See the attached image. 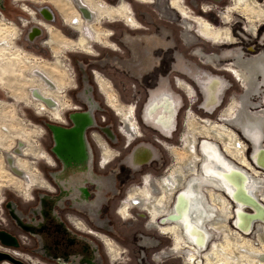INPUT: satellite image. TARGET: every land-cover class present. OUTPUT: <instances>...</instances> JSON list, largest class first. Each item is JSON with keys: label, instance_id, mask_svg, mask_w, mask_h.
Listing matches in <instances>:
<instances>
[{"label": "rangeland", "instance_id": "rangeland-1", "mask_svg": "<svg viewBox=\"0 0 264 264\" xmlns=\"http://www.w3.org/2000/svg\"><path fill=\"white\" fill-rule=\"evenodd\" d=\"M118 1L119 0H101L100 3L103 5L114 6L117 5ZM129 1L134 2V0ZM161 1L162 5L165 6L167 10L168 5L166 0ZM186 1L191 7L194 8L193 10L202 9V11H200L201 13L193 14L189 11L187 6L182 5L184 9L189 11V14H193V16H195L196 18L206 19L210 21L214 27L219 28L223 26L222 14L225 11V8L231 5V2L233 0ZM256 1L258 2V4H260L261 8H264V0ZM23 2L28 5H32L33 7H44L49 11L50 19H48L47 22L54 28V35L57 41L55 49L57 50H54L53 52V50H51L44 44V42L47 40V37H49V34L44 29L39 27L37 23L30 22L28 26L24 28L19 24L17 17L25 18L28 21L30 20V17L25 14V12L23 13V10L21 11L19 9L21 2L14 1L12 3L11 0H3L2 3L1 1L0 5H2L3 8H1L0 6V24L1 22H4L6 23V26L11 25L17 30L16 38L11 39L13 42L14 50H18L21 58L28 56L26 59V61H28H20L19 64L18 62H16L18 65H16L15 70L12 73L5 74V81L10 84L7 87L11 86V88L17 90V92L12 96H9L6 92L4 93L0 90V100H4L5 102H7L5 110L6 114L10 115L12 123H14L15 125L17 123V126L19 127H21L19 123L22 125L21 128L26 133H28L29 138L35 141L39 153L45 150L56 159L58 167L56 169H53L45 164L42 160H34L33 155H27V158L25 157V155L22 156L25 162L29 164L31 163L32 165L34 164V161L37 160L36 167L39 171V175L37 176V174L34 173L36 174L35 176L37 182H39L38 178L40 176L41 180H43L42 177L48 179L55 188H58V194H53L45 191V189H48L46 187L39 189L32 187L34 200L32 193H29L27 196L23 195L22 192L23 188L25 187L24 185L26 183L29 184L28 179V182L21 179L22 186L20 189L22 190H17L14 185V182L17 181V179L14 177L15 174L12 173L13 175H8V168L5 167V164L3 165L4 160L1 159L2 156L0 155V179H8V176L13 178V183L11 185L12 187L9 186L8 188H6V186L0 185V218L3 219L4 217V223L2 224V221H0V232L4 231L15 237H19L21 236V234L26 233L12 217L8 207V203L10 202H14L17 205L19 210L22 212L25 221H28L29 218L34 221V219L36 218L35 221L38 224L44 223L43 215L41 214V212L32 211L33 209L39 207L41 194L47 193L55 197H58L61 194L62 187H60V185L50 177V172L55 170H62L64 167L62 160L58 156L56 157L54 155L53 150L55 147V136L51 129L48 127V124L61 125L64 128H71L74 124L71 119V115L75 112L90 108L89 110H93L95 113V122L97 123L96 126L99 129L103 127L109 128L111 135H105L107 139L112 143V145L107 140L106 141L110 145L111 150L115 154H118V156L115 157V159L111 163H109L106 170L101 175L98 174V176H102L105 181H107V185L103 184L107 188V190L113 188L114 191L107 193V197L104 200V203L100 206L101 209L99 213L102 218L106 219L110 224L109 229L107 230V232H103L102 230L97 229L96 230L104 233L107 236L109 242L112 244L113 248L116 251L120 252V260L122 262L119 264H182V260L178 258H170L163 263L157 262L158 259L156 258V262L151 259L155 251H158L162 247H167L168 245L170 246V244L172 243V241L174 242V240L173 237L162 235L154 230L148 231L144 228V224L147 221L146 215L149 214L147 210L143 209L138 204L130 208L128 217H120L117 212L120 209L122 203L127 198H129L130 196H132V198L137 197V191L145 188L146 184L151 182V185H153V182H157L159 179L168 176L170 172L185 171L188 169V167H186L187 165L185 166L183 163L187 161L189 153L191 159H194L195 154H197V141H203L207 139L206 137L202 138L201 135L198 134L199 132H203L202 130H206L209 132L210 129L203 128L204 123H211L212 127L218 130L219 133L225 134L227 131L217 127L218 125L220 127L224 126L232 129L235 133H237L238 137L245 145L244 153L249 158L252 166L257 170H260L261 173H264V170L256 167L257 165H254L253 163V146L251 140L246 136L244 132L240 131L239 128H232L234 127L233 125L224 121L228 117L226 115L227 109L232 106L231 104L233 102V108L235 110L236 108L238 109L240 97L244 95L246 91L242 83L239 82V78L237 77V79H235V76L229 70H227V67L231 65V61L210 65L206 63L207 60H205V58L196 56L195 52L196 50H199V47H203L204 52H220L221 48H229L236 49L238 52H242L249 56L264 53V24L259 25V23H257V29L259 32L258 38H256L257 31H253L250 36V30L247 31V25L249 23L248 18L239 11L235 13L230 12V22L228 23V25L231 28L234 38L233 40L237 41L236 44L229 47L214 46L213 41L209 42L200 38L196 42L191 43V41H188V43L190 42V46L187 47L185 45V38L183 36V32L186 31V29L184 28V21H182V17L179 16L178 13L171 10L168 11V16L166 17V14L164 13V7L161 8L160 3L158 2L155 5L151 4V6L149 4H133V13L137 15L140 22H143L145 24L144 26L147 27V30L150 29V35L162 31V29L164 28L167 34L171 35L172 33H174L176 37V43L172 42V37L169 38L175 48L172 46L173 48L169 51H158L155 54L156 59L154 60V64L146 70L147 73L145 74V72H142L140 74L139 72H137L134 63L130 60L136 61L140 56L144 57L143 51L147 45L143 43V45H134L133 48H130L125 43L129 49L127 51L125 44L120 42L124 41L123 35L126 31L128 32L125 25H123L121 21H117L106 26L108 29H110L109 34H112L111 38H113V43L116 42L120 45L121 51L117 53L120 56L119 59H116L115 54H109L108 51L105 50L107 48L99 45L97 46L95 45L96 43L90 42V45L94 44V47L97 50L96 53L98 55L95 58L91 57L89 54L85 53L82 50H72L69 48V46L77 40L79 35L78 31L71 29L70 25L63 23L64 19L67 18L69 20L74 13H72V8L70 7V5L64 6L62 8L63 10L59 11L53 5L52 0H39V3L29 1ZM16 4H18L19 7L16 6ZM146 12H149L152 18H148V16L145 14ZM37 17L39 19L42 18L40 14ZM162 20H165L166 23H163ZM31 26L39 27V36L35 33H32ZM29 33L33 36L32 39L26 38L28 36L27 34ZM0 34L3 35V30L1 27ZM83 34L85 37L90 39L87 30H85ZM177 51H180L186 59L190 60L193 63L194 66L201 67L205 72L209 70V72H207L208 74L210 73L208 77L212 78L216 76L218 79H220L221 93L219 95L217 93L206 94V91H204V89L200 85H197L194 80H191V77L189 79L192 83L194 82L198 93V96L196 98H193V94H191L192 96H188L189 94L186 91L179 90L177 88V85L175 87L174 83H176V77L180 74V72L173 67V65H175L174 58ZM0 62H2L1 58ZM137 63L139 64V62ZM69 67L72 68L71 71L73 80L70 76L71 71L69 73V70L67 69ZM94 70L100 71L102 75L100 73L99 74L105 77V85L107 86L106 89L108 95L114 98L117 107L122 108L125 111H129V108L126 107L134 103L133 109L136 113L137 120L142 127L141 133L143 134V137L138 138L130 145L127 144L126 137L122 136L117 131L119 125L118 117L115 115V112L117 110L115 109V111L107 105L105 94L99 90L97 83L94 81ZM85 75L87 77L88 83L90 84L89 94L94 101L92 108L88 107V105H86V103L81 100L82 95L85 93V84L83 83V78ZM184 75L187 76L186 74ZM162 79H166L168 83H170V87L172 88V90L175 92V95H173L174 92L172 90H169L170 94L175 97V99H172L175 100V102L179 101L178 107L176 108L177 110L174 119V128L168 135L159 133L153 127L145 126L147 124L144 116L145 106L150 99L151 92L159 88V84ZM38 87L39 92H41V90L42 92H46L44 93V95L48 96V98L53 100L57 105L62 104V106L64 107V109L62 110V119L66 118L67 124L54 122L55 120L48 119L50 117L45 113H39L38 115L36 114L33 107H29L24 104V101L27 98L33 100L34 103L38 102V100L35 99L32 95ZM263 90L264 85L262 82H260V84L258 85V90H253L251 100L249 99V95L246 98L254 103V105L249 103V105L253 106L254 112H260L261 110L264 111V99L262 100ZM212 99H215V101L217 100V102H215L213 105L210 104ZM39 103L42 102L39 101ZM72 106H78L79 108L71 109ZM188 116H190L189 119ZM215 124L217 126H215ZM40 125L43 126L46 130V133L44 135L41 131ZM194 127L198 129V133L196 129L195 132H193L195 134L192 135V128ZM38 129L39 132L37 131ZM28 130L30 132H28ZM88 132L92 134V132L98 131L95 129H91L90 131L88 129L87 134H89ZM183 134L184 136L187 135L188 138L184 137L182 141ZM210 138L214 139V142L217 144L219 150L220 148L221 150L224 149V144L226 143V141L220 140V138L217 137L214 138L213 136H211ZM19 139L20 138H16L13 135L12 142L9 141V143H11L10 148H13V150L20 149L22 141H20ZM162 140L168 143V145L164 146L160 144ZM193 140L195 141V143H193ZM263 141L264 133L261 136V142ZM193 144L195 146V149L190 150V148L188 147H191V149H193ZM144 145L155 150L157 153L156 157L154 160H151L148 163H137L136 159L141 152V147H143ZM183 145H185V148L183 147ZM228 148L230 147L228 146ZM178 150L180 151L178 152ZM11 151L12 149H10V152ZM98 159H100V149L97 148L95 143H92L91 141V168L95 174H97V168L99 169ZM178 161L182 163L180 167H176V163ZM101 170L100 172H102ZM3 174H5L6 177L2 176ZM148 174L153 175L155 178L150 177ZM141 177L142 179H140ZM169 181L170 180H165L161 185L160 197L163 202H165L163 193L167 194L171 189L170 186H167L169 185ZM87 182L89 184H94V181H91V183L90 181ZM156 184L157 183H155L156 188L160 189V187H158ZM260 184L261 183H259V185ZM94 188L97 189L95 185ZM95 189H91L89 195L91 193H96L97 190ZM262 193H264V182L260 187L259 196L253 197L256 201L259 202V204L262 205V211H264V198L262 199L260 197V194ZM228 197L232 199L230 196ZM3 198L6 202L1 207V200ZM63 209L64 207L59 206L58 202H55L54 211L58 215V217L62 219L61 222L67 228V231L70 230L71 232L79 235V232L65 221L63 214L67 215V218H71V223L78 227L79 230L83 229L84 225L87 226L88 221L84 219L82 213L74 210H66L63 213ZM244 211L251 215L255 214L254 207L248 204L245 206ZM131 213L133 215L132 218H130ZM141 214H143V216H141ZM217 215L220 216V220V218H222V214H218V212L216 211L215 217H217ZM214 219L215 220L212 219L211 221H217L216 218ZM157 220L158 218H156V221ZM251 221L254 224L256 222V219H253ZM231 224L236 230H239L234 221ZM211 228L212 227H209V229ZM92 229L95 230L94 228ZM255 230L256 228L254 229V227H251V230H249L251 231V234L244 236L251 238V241H255ZM214 231L220 232V230H218L217 228ZM214 231L212 230V232ZM26 237V240L28 242L26 245L22 244L20 240L14 241V243L18 242V245L20 246L16 249L20 250V252L22 253L30 254L31 256L38 258L42 263L59 264L58 261L54 258L46 256L41 251H39L40 239L37 236L29 232L26 233ZM49 238V236L44 237V242H49ZM144 238H146L148 243L152 240L156 241L157 245L154 247L142 245L141 242ZM88 239L92 241L97 247V251L99 252V255L101 257L100 264H113L112 259L109 257L108 253H106V246H104L101 241L95 239L92 236ZM256 247H260V242L258 245H256ZM70 253L71 251L68 252V254ZM162 253L159 252L154 257H157L158 255L161 256ZM237 254L240 256L243 253L237 251ZM237 261V264L254 263L251 262L249 258L245 259L244 257L240 258V260ZM67 264H72V261L68 262Z\"/></svg>", "mask_w": 264, "mask_h": 264}, {"label": "flooded vegetation", "instance_id": "flooded-vegetation-1", "mask_svg": "<svg viewBox=\"0 0 264 264\" xmlns=\"http://www.w3.org/2000/svg\"><path fill=\"white\" fill-rule=\"evenodd\" d=\"M1 1L3 3V0H0V2ZM14 1L21 2V9L23 10V13L25 12V14H27L30 17V20L27 21L26 26H28L30 22L37 23L39 27L44 29L49 34V37H47V40L44 42V44L47 47H49L51 50H53V52L54 50H57L55 49V46L57 45V41L54 35V28L47 22L48 19L45 18L41 13V10L44 9V7H40V8L37 6L33 7L32 5H28L23 2V1H29V2H34V3H39V0H11L12 3ZM52 1H53V5L55 6V8L58 9L59 11L63 10L62 8L64 6L70 5V7L72 8V13L74 12L69 20L67 18L63 20L64 21L63 23L70 25L71 29L79 32L77 40L74 43H72L69 46V48L72 50L74 49L82 50L85 53L89 54L91 57L96 58V56L98 55L96 53L97 50L95 49L94 44L90 45V42H94L96 43L95 45L97 46L99 45V46H103L107 48L105 50L108 51L109 54L110 53L115 54L116 59L117 58L119 59L120 56L117 53L121 51L120 45L116 42L113 43V38H111L112 34H109L110 29H108L106 26H108L109 24H113L117 21H121L123 25H125L126 29L128 30V32L126 31L124 33L123 35L124 41H120L121 43H124V44L126 43L130 48H133L134 45L136 46L143 45V43L147 45L143 51L144 57L140 56L139 59L136 60L137 62H139V64L135 60H130L131 62L134 63V65L136 66L137 72H139L140 74L142 72H145V74L147 73L146 70L149 67H151V65L154 64V60L156 59L155 54L158 51H161V50L169 51L173 47L175 48L173 43H176V37L174 33H172L171 35L167 34L164 28H163L164 30L162 29V31H159L157 33H154L153 35H150V32H149L150 29L147 30V27L144 26L145 24L143 22H140L138 20L137 15L133 13L134 12L133 4L140 3V4H149L151 6V4L155 5L158 2L160 3L161 8L164 7V13L166 14V17L168 16V11H171V10H173L174 12L178 14L182 13L183 17L185 18L184 28L186 29V31L183 32V36L185 38L184 40L186 41L185 45L187 47L190 46L189 44L190 42L188 43V41H191L192 43V42L198 41L200 38L203 40H207L209 42L213 41L214 46L229 47V46H233L234 44H236L237 41L233 40L234 39L233 34L231 31V28L228 25V23L230 22V12L235 13L239 11L240 13H242L248 18L249 23L247 25V29H248L247 31L250 30V34H249L250 36L253 31L254 32L257 31L256 38H258L259 32L257 29V23H259V25L264 24V8H261L260 4H258L256 0H233L231 2V5L225 8V11L222 14L223 26L219 28L214 27L213 24L206 19L196 18L195 16H193V14L201 13L200 11H202V9L193 10L194 8L191 7L186 0H166L167 5H168L167 10H166V7L162 5L161 0H134V2H130L129 0H119L117 5H114V6L113 5H103L100 3L101 0H52ZM182 5L187 6L189 11L193 14L192 15L189 14V11L184 9ZM0 6L1 8H3L2 5ZM16 6L19 7L18 4H16ZM31 14L33 15V17H31ZM39 14L40 16H42L41 19L37 17ZM145 14L148 16V18H152L149 12H146ZM162 22L166 23L165 20H162ZM31 27L36 28L35 34L38 35L39 27L37 26H31ZM85 30L88 31L90 39L84 36L83 32ZM16 35L14 39L16 38ZM170 37H172L173 43L169 40ZM26 38L30 39L29 35ZM126 44H125V47H126V50L128 51L129 49ZM195 52H196V56L205 58V60H207L206 63L210 65L231 61V65L227 67V70H229L233 75L238 77L239 82H241L242 85L245 87L246 91H245V94L240 97V103L238 104L239 108L238 109L236 108L235 110L233 108V103H234L233 102L231 104L232 106H230L229 109H227V111L229 110L228 111L229 114H227V111H226V115L228 116L227 118L233 117L235 112L242 108H244V110H247L249 112H254L253 106H252L254 105V103H252L246 98L249 95V99L251 100V95L253 94L252 92L255 89L258 90V85L260 84V82H262L264 85V53H259L257 55L249 56L242 52H238L236 49H229V48H221L220 52H204L203 47H199V50H196ZM2 57L4 59L8 58L6 56H2ZM174 60H175V65H173V67L174 69L176 68V70L180 72V74L177 75L176 77V83H174V86L176 87L177 85V88L179 90L186 91L189 94L188 96H192L191 94H193V98H196L198 96L196 86L194 82L193 83L191 82V80H194L197 83V85L200 84L202 88L203 87L207 88V85L214 86V88H216L215 90H213L215 93H218L221 90L220 89L221 83L219 85H215L213 82L214 80L221 81L220 79H218L215 75H213L215 77H212V78L208 77L210 73L208 74L207 72H209V70L205 72L203 71L204 69H202L201 67L194 66L193 63L190 60L186 59L185 56L182 55L180 51H177ZM0 65H1V62H0ZM187 67L189 70L187 69ZM12 72L13 71L11 69V71L8 73H12ZM99 73L101 74L100 71L94 70L93 72L94 81L97 83L99 90L105 94L107 105L110 106L112 109L117 110V111L115 110L116 111L115 115L118 117V122H119L117 131L122 136L126 137V139L130 140V141L127 140V144L130 145L131 143L135 142L138 138L143 137V134L141 133L142 127L140 123L138 122L136 113L133 109L134 103L126 107V108H129V111H125L122 108L117 107L114 98L108 95V92L106 89L107 86L105 85V77L101 76L102 74L100 75ZM184 74H186L187 76H185ZM190 77L192 78L191 80L189 79ZM9 85L10 84H8L5 81L4 77L0 76V90L3 91L4 93L6 92L9 96H12L14 93L17 92V90L12 89L11 86L7 87ZM4 88H7V89H4ZM169 90H172V88L170 87V83H168L166 79H162L159 84V88L151 92L150 98H154L155 96L161 93L169 94L171 101H173L176 104V108H177L179 101L175 102V100H173L175 99V97H173V95H175V92L172 90L174 92V94L172 95L170 94ZM84 91H85V93L83 94L84 97L83 96L81 97L82 101L88 98H91L89 94L90 92L89 83L86 84ZM38 92H39V87L36 88L34 93L36 94ZM39 93L43 97L48 98V96L44 95V93L46 92H42L41 90V92ZM262 93H263L262 95V100H263L264 90ZM34 97L37 98V95H35ZM27 100L24 101L25 105L36 108L35 104H29ZM0 101H1L0 105H2L3 107V109L0 110V147H1V150L5 149L7 151V147L9 145L8 142L12 141L13 135L16 138L25 139L23 141L26 142L27 144V139L25 137H22L16 132L19 129L21 131L22 125L19 123V125L21 126L19 127L17 126V123L16 125L12 123L10 115H7L5 112L7 102H5L4 100H0ZM84 103L86 102L84 101ZM249 103H251L252 105H249ZM76 108H79V107L77 106ZM63 109L64 107L62 106V104L57 105L54 102V105L52 107H49L47 106L46 103L42 102V103H39V109L37 110L39 113L48 114L51 120H55L54 122H58L61 124H67L66 118H64V120L61 121ZM260 112H262V110ZM255 113H258V112H255ZM158 114L160 113H157L154 116H152L150 121L146 122L147 124L145 126L153 127L159 133L166 134V133L161 132L160 125H158V123H156L155 121ZM94 116H95V113H94ZM189 117L190 116H188V119ZM5 125H7L8 127L9 126L12 127L13 131H10L8 134H5L3 131V127ZM205 126L212 127V124L209 123V125H207L204 123V127ZM215 126L217 125L215 124ZM217 127L227 131L225 133V136L227 135V137L224 138V141H226L225 148L228 149V146H229L230 147L228 149L229 151L231 150L235 151V153L230 152L233 155V157L234 155H236V157L241 155V149L244 150L245 145L240 140L237 133H235L232 129L225 128L224 126L220 127L218 125ZM232 128H235V127H232ZM91 129H95L98 132H92V134L88 132L89 134H87V131H86V136L90 144V147H91V141H92V143H95L97 148L100 149V159H98L99 169L97 168V174H95L96 183L89 184L86 181L84 183L82 177H80V174L82 173L81 172L82 170L79 169L80 167L79 168L74 167V168H69V169L63 168L62 170H55V171L50 172V177L53 178L54 181L60 185V187H62L61 194L58 197L56 196L57 198H54L53 200L58 202L59 206L64 207L63 213L66 210H74L79 213H82L84 216V219L88 221L87 226L84 225L83 229L79 230L78 227H76L74 224L71 223V220H70L71 218L69 217L67 218V215L63 214L65 221L68 224H70L76 231H78L79 235L71 232L70 230L67 231L66 227L61 226L62 219L59 218L58 215L55 213L54 206L51 211L53 213L50 212L49 215H45L46 212H44L42 214L44 223H41V224H38L35 221L36 218L35 219L33 218L34 219L33 221L28 217L29 220L25 221L22 212L17 207V209L20 211V216H19L20 222L24 226H26V228H28V230H25L23 228L22 230L26 233L30 232L33 235L37 236L40 239V250L39 251H41L46 256L54 258L55 260L58 261L59 264L60 263L67 264L68 262H71V261H72V264H99L98 257L99 259H101V257L99 255V252L97 251V247L95 246V244L93 246L92 241L88 239L91 236L101 241L104 244V246H106V249H107L106 253H108L109 257L112 259L113 264H119L122 262L120 260V252L116 251L113 248L112 244L109 242L107 236L104 233L97 231V230H102L103 232H107V230L109 229L110 224L107 222L106 219L102 218V216L99 213L101 209L100 206L104 203V200L107 197V193L114 191L113 188L112 189L110 188V190H107V188L103 185V184H106L107 181H105V179L102 176H98V174L101 175L106 170L109 163H111L115 159V157L118 156V154L117 153L115 154L111 150L108 142L111 145L112 143L105 137V135L100 131L99 128H91ZM91 129L89 130L91 131ZM193 132L194 131H192V133ZM22 133L24 134L23 129H22ZM42 133L43 135L46 133V130L44 127H43ZM192 135H194V133ZM184 137L188 138L187 135L184 136L183 134L182 141ZM235 142L239 144L238 147H235L234 145ZM160 144L164 146L168 145V143H166L163 140L160 142ZM184 146L185 145H183V147ZM141 148H142L140 149L141 152L139 153V156L136 159L137 163H141L145 161H147L145 163H148L151 160L155 159L156 154H157L155 150L145 145ZM22 152L25 155H29L28 153H30V151H29L28 144H27V147L22 148ZM45 153L51 157L53 163L52 165H50L46 161H43V162L47 164L50 168L56 169L58 167L56 159L49 152L45 151ZM54 155L57 157V154H54ZM42 156L43 155L39 153V160H43ZM199 158L200 156L197 155L196 159L199 160ZM195 160L193 161L187 160L186 162L183 163L185 166L187 165L186 167H188L189 169L188 177L193 175L197 168L198 162L195 163ZM14 162L16 163L14 164L15 167H17L18 169L20 168L25 173L28 170L27 167L32 169V166H30L29 163L25 162L19 156L15 159ZM181 164L182 163L178 161L176 163V167H180ZM100 170L102 172H100ZM91 171H93L92 168H91ZM35 175L36 174H34V176ZM148 175L152 178H155L153 175H150V174ZM22 178H24L25 180L26 175H23ZM35 179H36V176H35ZM42 179L44 180L45 183L39 177V185L35 184V181H30L28 179L31 187L25 186L23 189V195L27 196L29 194V190H31V188L36 185H38L39 188H45V187L48 188V189H45V191L49 193L58 194V188H55L48 179L44 177H42ZM140 179H142V177ZM164 181H165V177L159 179L157 182L156 181L153 182L154 183L153 185H151V182L146 184L145 188H142L141 190L137 191V197L132 198V196H130L129 198H127L122 203L117 213L120 215V217L121 216L128 217L130 208L132 206L139 204L140 207H142L143 209L149 212L152 219L158 218L159 220V218H162V222H159L157 220L156 223L161 233L170 232L171 236L173 237L174 248L172 249V251L176 252L177 254H179L180 252H183V254L185 255V258L189 259V255H190L189 251H191L189 247L190 244L188 243V241L182 234L181 225L177 221L170 220L173 201L175 199V196L178 194V192L182 188L180 187L179 190L175 192L173 195L171 193L170 195H168V197L165 198V201H167L168 198L172 199L171 203L169 205H166V203L163 202V200L160 197L161 185L163 184ZM17 183L18 182L14 183L15 188L19 187V184ZM155 183H157L156 185L160 187V189L156 188ZM29 184L27 185L29 186ZM94 185L97 187V189L94 188ZM81 187H83V192L85 193V196L88 199L87 204L80 201V200H83L84 194H81L80 192L72 193V188L77 191ZM91 189L97 190L96 193H91L89 195V192ZM211 190L214 192H212ZM202 191L206 196V201H207L209 208L210 206L215 205L216 201L217 203H219L220 200L218 199L217 194L215 193L219 190H217L214 187H204ZM32 195H33V200H34L33 191H32ZM49 196H52V195L47 194V193L41 194L40 204H42L41 199L42 201L47 200ZM71 196L72 197L77 196L78 198L80 197L79 198L80 200L72 201ZM207 196L210 200V203L208 201ZM5 202L6 201H4V203ZM40 204H39V207L36 209H33L32 212H35V210H39ZM44 207H45L44 209H47L49 211L50 203L47 202V204H45ZM130 215H131L130 218H132L133 217L132 213ZM212 219L215 220L214 217L209 219L205 223V226L209 225L210 227H212L210 229L211 232L212 230L214 231L216 228L218 229V227H219V230L221 229L223 231L222 229L223 223L220 221H211ZM3 220H4V217L3 219L0 218V221H2V224L4 223ZM92 228H94L95 230H93ZM26 233L21 234V236L19 237L17 236L15 237L9 234L11 236L10 240L13 242L10 244H12L13 246H8V247H12L15 249L20 247L18 245L19 244L18 242L14 243V241H17V240L18 241L20 240L22 244L26 245L28 243L26 240L27 238ZM214 233H215V236L214 238H212L210 244L213 243L215 245L218 232L216 233L214 231L213 235ZM46 236L50 237L49 238L50 240L47 243H45L43 240L44 237ZM231 238L233 239L232 236ZM155 243L156 241L152 240V241H149V244H148V241L146 240V238H144L143 241L141 242L142 245H148V246L149 245L152 246ZM0 244L3 246H7L3 243L1 239H0ZM184 247H187L188 250L187 251L183 250ZM69 251H71L70 254H68ZM7 254H10V252ZM162 254L165 255V252H163ZM155 258L158 259L157 262H160L161 260H163L160 255L152 258V260L156 262ZM191 258L193 257L191 256ZM211 258L213 259L215 263L217 262L216 252L211 254ZM24 264H27V263H24Z\"/></svg>", "mask_w": 264, "mask_h": 264}, {"label": "bare ground", "instance_id": "bare-ground-1", "mask_svg": "<svg viewBox=\"0 0 264 264\" xmlns=\"http://www.w3.org/2000/svg\"><path fill=\"white\" fill-rule=\"evenodd\" d=\"M20 9H21V5H20ZM41 13L45 18L50 19L49 11L46 8L42 9ZM179 16L182 17L181 18L182 21H185V18L183 17L182 13H180ZM31 17H33L32 14ZM17 19L19 20L21 26L23 27L26 26L28 21L27 19L22 17H18ZM0 27L2 28L3 35L5 36L4 37L2 34H0V56H6V57L8 56V58L5 59L1 57L2 62L0 65V76L4 77L6 73L8 74V72L11 71V69L12 71H14L15 69L13 68L16 65H18L20 61L27 62L28 60L26 61V59L28 56L21 58V55H19L18 50L17 51L16 49L14 50L13 42L11 39L12 38L14 39L15 35L17 34L16 33L17 30L11 25L6 26V23L4 22H1ZM31 31L35 33L36 28H31ZM27 35H29L30 39L33 38V36L30 35V33ZM16 62H18V64ZM67 69L69 70V73L72 70V68L70 67ZM70 76L71 79L73 80L72 71ZM235 79H237L236 76ZM213 82L215 85H219L221 83V81L218 80H214ZM83 83L85 84V86L86 84H88L86 75L83 78ZM203 89L204 91H206V94H209V93H215L213 90H215L216 88H214V86L207 85V88L203 87ZM220 93L221 90L217 94L219 95ZM32 95L33 97L37 95V98L34 97L35 99L38 100L37 103H34V101L31 100L30 98H27L28 100L27 99L26 100L29 104H35L36 108L34 107V109L36 114L39 113L37 110L39 109V100H41L43 103H46L47 106L49 107H52L54 105V102L51 99L43 97L39 92L36 94L33 93ZM84 101L86 102V105H88V107L91 108L93 107L94 101L92 100V98H88ZM170 101L171 98L169 94L161 93L155 96L154 98H150L144 110V116L147 122L150 121L152 116H154L157 113H160L157 115L155 121L156 123H158V125H160L161 132L166 133V135L170 134L174 128V119L177 110L176 104L173 101L171 102ZM215 102H217V100L215 101V99L214 100L212 99L210 104L213 105ZM76 107L77 106H72L71 109H75ZM2 109L3 107L2 105H0V110ZM89 109L75 112L74 114L71 115V119L74 123L73 127L71 128H64L62 126L55 124H48V127L51 129V131L54 133L55 136L54 137L55 147L53 150L54 154H57V156L62 160L64 164L63 168L69 169L74 167L75 168L80 167L79 169L82 170L80 177H82L84 183L85 181L86 182L94 181V183H96L95 173L91 171V147L87 140L86 131L88 129L98 128V127L96 126L97 123L95 122L94 111L93 110L90 111ZM227 114H229V112H227ZM227 119L228 118H226L224 121L228 122L234 127L239 128V130L244 132L246 136L251 140L253 146V155H252L253 156L252 160H254L253 163L254 165L255 164L257 165L256 167L264 170V141L261 142V136L264 133L263 132L264 111L262 110V112L255 113V112H249L247 110H244V108H242L240 110H237L233 115V117H229V119L228 120ZM63 120L64 119H62L61 121ZM40 127H41V131L43 132V127L41 125ZM203 128H208L210 130L209 132L206 130H202L203 132L198 133L197 128L195 127L192 128L194 132L197 129V133L199 135H203L201 136L202 138L203 137L207 138L206 140L203 141H197L196 152L200 156V158L199 160H196L198 164L194 174L188 177L189 169L179 172H170V174L165 177V180H170L169 185L167 186L168 187L170 186L171 189L167 194L163 193L164 197L166 198L171 193L173 195L175 192H177L180 187L182 188L175 196V199L173 201L170 220L177 221L181 225L182 234L190 244L189 247L191 251H189L190 254L189 259L185 258L183 252L177 254L176 252L172 251L173 243H174L173 241L170 244V246L168 245L167 247H162L158 251H155L153 253L152 258L158 252L162 253L164 251L165 255L163 254L161 255L164 261L161 260L159 263H163L169 260L170 258H178L182 260V264H237L238 263L237 260H240V258L242 257L244 258L246 257V259L251 258V261L254 262L255 264H264V262H260L261 256L262 255L264 256V237H263L264 213L257 206L260 205L259 202L256 201L255 198H253L255 196H259L260 187L264 182V173L263 172L261 173L260 170H257L255 167L251 165L249 158L244 153L245 149L244 150L241 149V155H239L238 157L234 155L233 157L231 153L235 151L231 150L230 153L229 150L225 148V144H224V149L221 150L220 148L219 150L217 144L214 142V139L210 138L211 136H213L214 138L217 137L220 138V140H224V138H226L227 135L225 136V134L219 133V131L214 129L213 127H203ZM3 131L5 134H8L10 131H13V128L5 125L3 127ZM37 131L39 132V129ZM100 131L104 135L105 134L111 135L109 128L103 127L100 129ZM16 132L22 137H25L27 139V144L29 146V151H30V153L28 154L33 156L35 155L34 160L35 159L39 160V151L37 150L35 141L29 138L28 133H26L25 131L23 134L22 129L21 131L19 129ZM28 132L30 131L28 130ZM19 140L22 141V145L20 146L21 147L20 149L13 150V148H10L11 143L8 142L9 145L7 147V151L5 149L1 150L0 155L2 157L1 156L0 157L1 159L4 160L3 165L5 164V167L8 168V172H9L8 175L11 176L15 174L14 177L17 179V181L15 182H18L19 184V187H16V189L22 190L20 189L22 186L21 181L24 180L22 176L26 175L25 178L26 182H28L29 180L35 181V184L39 185V182H37L34 176V173H36L38 176L39 171L36 167L37 160L34 161L33 165L30 163L32 169L27 167L28 170L26 171V173L20 168L19 170L17 167H15L14 165L16 164L14 162L15 159L18 156L21 159H23L22 156H24L25 154L22 152V148L27 147L26 142L23 141L24 139H19ZM193 143H195L194 140ZM234 145L235 147L239 146L237 142H235ZM192 147L193 149H191V147L188 148H190V150H194L195 149L194 144L192 145ZM10 149H12L11 152ZM179 151L180 150H178V152ZM40 154L43 155L42 161H46L47 163L52 165L53 163L52 159L48 154H46L44 151H41ZM25 157L27 158V155H25ZM195 159H196V154L194 156V159H191L189 153V157L187 160L193 161ZM2 176L6 177L5 174H3ZM27 179L29 180L27 181ZM0 181H3L0 182L1 186H6V188H8L9 186L12 185L13 178L8 176V179H0ZM259 183L261 184L259 185ZM38 185L34 186L33 188L39 189ZM24 186L31 187L30 185L28 186L27 183ZM204 187H214L217 190H219L215 192L217 194L218 199L220 200L219 203H217L216 201L215 205L210 206V208L208 207L206 196L202 191ZM33 188L29 190V193H32ZM73 192L75 193L80 192L81 194L84 195H83V200H80L79 199L80 197L78 198L77 196L75 197L71 196L72 201L80 200L83 203L86 204L88 203V199L86 198L85 193L83 192V187H81L77 191L72 188V193ZM228 196H230L232 199H230ZM260 197L263 199L264 193L260 194ZM54 198L57 197L49 196L47 200H43V201L41 199L42 204H40V209L35 210V212L39 211L41 212V214L46 212L45 215H49L56 202L53 200ZM171 201L172 199L168 198V200L165 201L166 205H169ZM208 201L210 203L209 198ZM47 202L50 203L49 211L47 209H44L45 208L44 206L45 204H47ZM1 203H2L1 204L2 207L4 203V198L1 200ZM247 204L253 206L256 209L255 214L251 215L244 211L245 206ZM8 207L12 217L16 220L17 224L21 226V228L28 230V228H26V226H24L19 220L20 211L17 209L16 204L14 202L9 203ZM216 211L218 212V214H222L221 216L222 218H220V220H219L220 216L217 215V217H215ZM141 216H143V214H141ZM213 217L216 218L217 221H221L223 223L222 229L224 231L223 232L220 229V232L218 233L216 232L217 237H216L215 245L213 243L210 244L212 238H214L215 236V233L213 235V232L210 231L209 229L210 226L208 225L205 226V223ZM146 218L147 221L144 224V228L146 230L148 231L154 230L162 235H167L172 237L170 232L161 233V231L158 229L156 219H152L149 214L146 215ZM253 219H256V222L254 224L251 221ZM158 221L162 222V218H159ZM233 221L235 225L238 226L239 230L238 229L236 230L233 227V225L231 224ZM61 224L62 227H65L62 222ZM251 227L252 228L254 227V229L256 228L255 230L256 238H260L262 240L260 247H256L253 244H251L250 241L246 239V237L244 236L246 235L245 233L251 230ZM242 230H244L243 232L245 233H243ZM231 235L233 236L232 241L230 240ZM10 238L11 236L9 235V233H6L4 231L0 232V239L3 241L5 245H7V246L0 245L1 253L10 252L9 255H11L14 259H18L22 263L24 262L27 264H47V263H42L39 259L31 256L30 254H25L20 252V250L18 249L8 247V246H13L12 244H10L13 243L10 240ZM92 244L94 246L93 242ZM156 245L157 242L152 246L154 247ZM152 246L149 245V247ZM183 250L187 251L188 249L187 247H184ZM242 250L246 252V254L245 255L242 254L243 256L242 255L239 256L237 254V251H242ZM214 252H216V257H217L216 263L211 258V254ZM191 256L193 258H191ZM98 260L100 264L99 257ZM0 264H12V263L8 260H5Z\"/></svg>", "mask_w": 264, "mask_h": 264}, {"label": "water", "instance_id": "water-1", "mask_svg": "<svg viewBox=\"0 0 264 264\" xmlns=\"http://www.w3.org/2000/svg\"><path fill=\"white\" fill-rule=\"evenodd\" d=\"M255 201V200H254ZM258 203V202H257ZM259 207V209H261L262 207L260 205H257ZM263 210V208L261 209ZM264 212V211H262ZM3 260H8L10 261L12 264H23L21 261H19L18 259H14L11 255L7 254V253H1L0 252V261L2 262Z\"/></svg>", "mask_w": 264, "mask_h": 264}, {"label": "built area", "instance_id": "built-area-1", "mask_svg": "<svg viewBox=\"0 0 264 264\" xmlns=\"http://www.w3.org/2000/svg\"><path fill=\"white\" fill-rule=\"evenodd\" d=\"M260 206L262 207V205L260 204ZM263 208V207H262ZM255 209V208H254ZM255 213H256V209H255ZM241 230V229H240ZM244 230H242V232H243ZM243 233H245V232H243ZM246 235H249V234H251V232H247V233H245ZM246 239H248L249 241H250V243L251 244H253L254 246H256V245H258L259 244V242H260V245H261V242H262V240L260 239V238H256V235L254 236V240L255 241H251V238H248V237H246ZM240 252H242L244 255L246 254V252H244L243 250L242 251H240ZM242 255V254H241ZM245 259H246V257H245ZM250 260H251V258H249ZM261 261L260 262H264V256L262 255L261 256ZM252 262V261H251ZM253 264H255V263H253Z\"/></svg>", "mask_w": 264, "mask_h": 264}]
</instances>
